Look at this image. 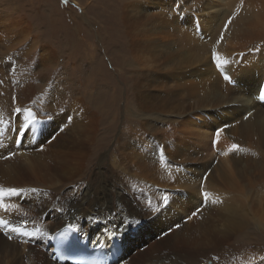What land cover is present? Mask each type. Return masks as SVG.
Instances as JSON below:
<instances>
[{
    "label": "bare ground",
    "instance_id": "6f19581e",
    "mask_svg": "<svg viewBox=\"0 0 264 264\" xmlns=\"http://www.w3.org/2000/svg\"><path fill=\"white\" fill-rule=\"evenodd\" d=\"M156 2L155 16L143 12L145 24L153 22L152 27L143 29V50L151 49L160 64L177 59L185 47L197 48L202 56L193 68L179 63L170 72L176 79L171 98L180 106L170 115L149 106L140 110V124L127 123L114 137L112 158L110 136L116 131L112 97L122 95L124 85L104 80L97 73L100 68L95 59L84 72L78 58L72 61L70 72L57 69L54 76L59 79V89L50 84L46 74L38 84L33 69L59 63L57 49L39 43L25 18L0 9V188L22 190L18 196L4 197V204L16 207L7 212L0 209V264H70L55 258L54 231L63 225L75 226L82 240L93 246L109 245L113 230L122 221L132 226L127 232L119 228L117 238L124 242V252L110 264H264L263 244L248 229L253 222L254 226L264 225L255 214L256 198L240 189H211L207 182H197L208 170V153L221 143H227L225 157L227 149L238 143L264 151V102L259 99L264 85V53L259 54L264 52V32H241L239 25L245 19L241 11L235 25L228 27V17L235 9L222 10L221 6L227 7L222 5L224 0L221 5L217 0ZM241 2L254 11L248 18L264 23V0ZM218 45V54L228 61L223 69L208 57ZM92 47L84 51L94 53ZM245 51L251 53L245 55ZM75 75L85 79L81 95L70 83ZM141 75L146 77L144 70ZM225 75L231 81L225 80ZM35 91L41 94L34 96ZM164 97L167 99L162 93ZM15 107L46 113L43 118L35 117L38 123L22 140L16 131ZM237 110L250 122L246 134L253 140L240 138L244 128L238 122L229 139L220 132L214 145V119L225 116V124H230L227 114ZM209 177L210 173L206 181ZM163 178L169 185L156 188ZM80 180L86 184L72 185ZM202 190L209 201H199ZM164 196L168 208L159 215L152 212V208L163 207ZM239 196L246 198L234 212ZM200 203V214L189 218ZM220 203L235 214L233 223L218 215L214 206ZM11 227H19L21 232L12 233L10 239L6 232Z\"/></svg>",
    "mask_w": 264,
    "mask_h": 264
},
{
    "label": "rangeland",
    "instance_id": "374dc122",
    "mask_svg": "<svg viewBox=\"0 0 264 264\" xmlns=\"http://www.w3.org/2000/svg\"><path fill=\"white\" fill-rule=\"evenodd\" d=\"M220 1L217 0V3L220 4ZM222 5H227V7L221 6L222 10H230L231 7L235 9V14H230L228 17L230 22L228 27L235 25L236 18L241 11L245 15V19L239 25L241 32L242 29L264 32V23L255 17L248 18L249 13L254 14V11L249 6H243L244 2L241 0H224ZM0 9L3 12L13 13L20 19L25 18L35 32L32 34L37 35L39 43L51 44L50 46L57 49L59 63L39 65L33 69L38 84L45 80L43 74H46V76L49 75L50 84H55L54 88L59 89L60 82L55 77L57 69H62L63 73L70 72L72 61L78 58L83 64L84 72L91 69L95 59L100 68L97 73L102 75L104 80L108 83L120 82L124 85L122 95L118 93L116 98L112 97V125L116 131L114 136H110L112 151L109 156L111 158L115 156L114 140L116 135L125 130L127 123L140 124V116L137 115L140 110L149 106L148 109L163 110L166 115H170L177 105L180 106V102L171 98V89L176 79L171 76L170 72L179 63H182L183 68L191 69L196 66L197 59L202 56L197 48L185 47L177 59L160 64L159 60L152 57L151 49L147 53L143 50L145 44L143 41L146 38L143 29H148L153 25L152 21L145 24L143 12L146 11L149 15L155 16L158 11L156 0H68L67 4L62 0H1ZM218 18L221 19V15H218ZM91 46L94 47L92 49H95V52L86 53L84 50ZM214 50L220 53L219 45ZM248 53L251 52L245 51V55ZM262 53L264 52H259V54ZM35 54L36 51L33 52L32 57ZM208 57H211V52L208 53ZM35 60V58L31 59L33 65L36 64ZM142 70L145 71L146 77L141 75ZM138 76L140 78L137 86ZM75 77L77 78L71 79L70 83L74 91L80 92L79 95H81L84 93L81 82L85 84V79L81 78V81L78 75ZM145 83L147 84L143 88ZM229 84L235 85L233 82H229ZM62 85L68 87V83ZM32 93L34 96L41 94L40 91ZM162 93L166 95L167 99L161 98ZM62 94H64L63 91L59 94L60 100L64 97ZM145 94H149V98ZM53 99H56L55 102L58 100L57 97ZM45 114L41 109L34 112L35 117H39V119L46 116ZM227 116L230 124H225V116L214 119L217 125L216 131L223 129L221 131L223 137L229 139L239 122L244 128L240 138L244 142H251L254 137L246 134L250 122L243 119L242 112L237 110L233 115L227 114ZM100 130L102 131V129ZM236 145L239 147L235 151L227 149V157H225L224 151V146H227V143H221L214 151L208 153V170L204 174L206 177L210 173V177L208 181L203 177L197 182L203 184L207 182L206 186L211 189H240L242 192L253 195L257 201L255 214L264 220V151H257L246 144L238 143ZM110 161L108 158V161L104 162L108 164ZM88 168L91 169L90 166ZM86 178L90 179V177ZM159 183L155 185L159 189H165L169 185L164 178ZM77 184L83 185L86 184V181L80 180L72 185ZM65 186L67 187L68 183ZM197 186L196 189H198ZM201 192L198 195L199 201L202 199L205 202L204 191ZM243 198L246 197L239 196L238 200L234 202L232 211H238ZM3 200L7 201L4 197ZM207 201H209V197ZM223 205L216 204L214 208L223 220L228 218V222L233 223L236 220L235 214L231 210L224 209ZM198 207H202L201 203ZM248 229H251L250 232L256 236V241L262 243L264 248V225L254 226L253 222V225ZM209 263H212V260Z\"/></svg>",
    "mask_w": 264,
    "mask_h": 264
},
{
    "label": "snow or ice",
    "instance_id": "6c2138e0",
    "mask_svg": "<svg viewBox=\"0 0 264 264\" xmlns=\"http://www.w3.org/2000/svg\"><path fill=\"white\" fill-rule=\"evenodd\" d=\"M63 3L67 4L68 0H62ZM230 23V22H229ZM223 39V34H221L220 36V40ZM219 42V41H218ZM211 51V56L212 59L215 61V65L217 68L219 69H223L224 65H226L228 63V61L226 59H222V57L214 50H210ZM225 80H229L231 81V77L225 75L224 76ZM14 112L16 114L17 117V121L19 126L17 127L16 131H17V135L18 137L22 140L24 138V136L32 131V126L35 125L37 122L35 115L33 113V111L29 108H22V107H15L14 108ZM23 116V120L20 119V117ZM60 131H63V128L60 129ZM223 131V129H220L216 132V139L213 141V144L215 145L218 141H219V137H220V132ZM33 135L35 136L36 133L33 132ZM52 139H55V136H52ZM238 145L233 144L231 146L232 151H235L238 149ZM22 190H18L17 188H0V209H4L5 212L8 211L9 208H14L16 207L15 205H6L3 203V197H14V196H18L20 195ZM35 191V190H33ZM205 199L208 196V193H204L203 194ZM169 206V200L167 196H164L163 198V207H156V208H152V212L157 213L158 215L161 214L162 211L166 210ZM202 211V208L197 207L195 208L192 212L191 215L189 216V218L198 216L200 214V212ZM2 223V222H0ZM5 228H7L8 226L5 224L3 225ZM131 223H129L128 225H123V221L121 222V225H118L116 229L113 230L112 232V238H116L117 237V233L119 231L120 227H124L125 232L128 231L129 227H131ZM73 228L75 226H72ZM176 228H179L180 225L177 224L175 225ZM21 230L19 227H11L10 230H8L6 232V234L8 235V237L11 239L12 238V233H17L20 234ZM167 234V233H166ZM121 235H123V233H121Z\"/></svg>",
    "mask_w": 264,
    "mask_h": 264
}]
</instances>
